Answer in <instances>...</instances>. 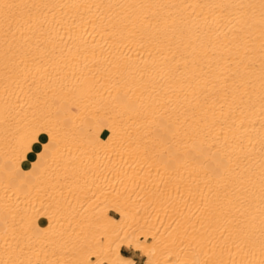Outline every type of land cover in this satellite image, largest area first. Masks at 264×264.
<instances>
[{
    "label": "bare ground",
    "instance_id": "6f19581e",
    "mask_svg": "<svg viewBox=\"0 0 264 264\" xmlns=\"http://www.w3.org/2000/svg\"><path fill=\"white\" fill-rule=\"evenodd\" d=\"M1 212L0 264H264V0H0Z\"/></svg>",
    "mask_w": 264,
    "mask_h": 264
},
{
    "label": "crops",
    "instance_id": "0c3cea01",
    "mask_svg": "<svg viewBox=\"0 0 264 264\" xmlns=\"http://www.w3.org/2000/svg\"><path fill=\"white\" fill-rule=\"evenodd\" d=\"M109 215L116 218V214L112 211L109 212ZM121 254L127 258H131L135 264H141L144 261V257L139 253L131 249L122 248Z\"/></svg>",
    "mask_w": 264,
    "mask_h": 264
},
{
    "label": "rangeland",
    "instance_id": "374dc122",
    "mask_svg": "<svg viewBox=\"0 0 264 264\" xmlns=\"http://www.w3.org/2000/svg\"><path fill=\"white\" fill-rule=\"evenodd\" d=\"M173 150H174V148H173ZM97 203H98V202H97ZM101 206H104V205H101ZM110 211H111V210H110ZM110 211H109V212H110ZM112 212H113V211H112ZM115 214H116V213H115ZM0 215H1V216H2V215H4V216H9L8 213H5V212H3V213L1 212ZM116 217L118 218V215H117V214H116ZM241 224H242V223H241ZM241 224H239V225H241ZM204 227H206V226H204V223H203V228H204ZM212 227H213V228H212ZM203 228H202V229H203ZM210 228L213 229V231H211L212 229L210 230V232H211L210 237L212 238V237L214 236V230H215V227H214V226L208 227V229H210ZM204 229H205V228H204ZM208 229H207V230L205 229V230H203V231L200 229V232H203L205 235H206V233H207V236H208L209 233H210V232H209V233L207 232ZM205 232H206V233H205ZM210 237H209V238H210ZM143 262H144V261H143ZM143 262H142L141 264H143Z\"/></svg>",
    "mask_w": 264,
    "mask_h": 264
},
{
    "label": "snow or ice",
    "instance_id": "6c2138e0",
    "mask_svg": "<svg viewBox=\"0 0 264 264\" xmlns=\"http://www.w3.org/2000/svg\"><path fill=\"white\" fill-rule=\"evenodd\" d=\"M42 139V138H41ZM36 151H39V145H36Z\"/></svg>",
    "mask_w": 264,
    "mask_h": 264
}]
</instances>
